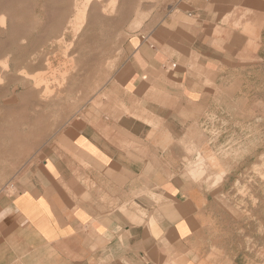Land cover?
I'll list each match as a JSON object with an SVG mask.
<instances>
[{
	"label": "crops",
	"instance_id": "obj_1",
	"mask_svg": "<svg viewBox=\"0 0 264 264\" xmlns=\"http://www.w3.org/2000/svg\"><path fill=\"white\" fill-rule=\"evenodd\" d=\"M185 1L175 23L155 25L154 43L141 35L130 41L127 61L104 88L116 109L73 116L63 143L73 154L52 158L47 177L0 200V264L201 259L211 229L205 209L177 202L192 185L178 176V139L192 138L194 113L220 90L218 76L245 40L242 28L264 34V0Z\"/></svg>",
	"mask_w": 264,
	"mask_h": 264
},
{
	"label": "rangeland",
	"instance_id": "obj_2",
	"mask_svg": "<svg viewBox=\"0 0 264 264\" xmlns=\"http://www.w3.org/2000/svg\"><path fill=\"white\" fill-rule=\"evenodd\" d=\"M77 1L0 0V200L47 177L52 158L73 154L63 145L73 116L116 109L104 88L127 61L130 41L141 35L151 45L155 25L175 23L177 4H186L90 0L75 34ZM242 30L220 90L194 113L192 138L178 139V176L192 185L177 202L205 209L211 229L197 264H264V34Z\"/></svg>",
	"mask_w": 264,
	"mask_h": 264
},
{
	"label": "bare ground",
	"instance_id": "obj_3",
	"mask_svg": "<svg viewBox=\"0 0 264 264\" xmlns=\"http://www.w3.org/2000/svg\"><path fill=\"white\" fill-rule=\"evenodd\" d=\"M89 3H90V0H80V1H77L76 3V6L79 7V13H78V19H79V23L77 26H75V34L77 32H79L81 30V27L84 23V19H85V16H86V11L88 9V6H89ZM113 7V6H112ZM4 17V16H3ZM5 21V19L3 18V22ZM41 79V78H40ZM5 99V98H4ZM8 104V103H7ZM209 170V169H208ZM206 171V170H205ZM201 176V175H200ZM198 177V176H197ZM259 199V198H258ZM254 219V218H253ZM254 230V229H253ZM251 231V230H250ZM260 237V236H259ZM248 238V237H247ZM253 238V237H251ZM250 238V239H251ZM249 242V241H248ZM260 247V246H259ZM263 253V252H262ZM257 258V257H256Z\"/></svg>",
	"mask_w": 264,
	"mask_h": 264
}]
</instances>
